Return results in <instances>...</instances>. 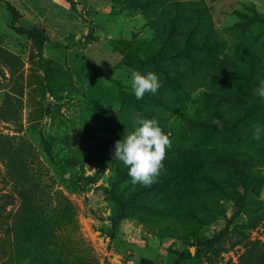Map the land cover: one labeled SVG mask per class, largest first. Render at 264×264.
Instances as JSON below:
<instances>
[{
  "label": "rangeland",
  "instance_id": "1",
  "mask_svg": "<svg viewBox=\"0 0 264 264\" xmlns=\"http://www.w3.org/2000/svg\"><path fill=\"white\" fill-rule=\"evenodd\" d=\"M223 62L264 79V0H0V264H264V108L233 136L198 125L252 104ZM129 69L157 93L137 100ZM138 115L184 178L134 185L114 160Z\"/></svg>",
  "mask_w": 264,
  "mask_h": 264
},
{
  "label": "clouds",
  "instance_id": "2",
  "mask_svg": "<svg viewBox=\"0 0 264 264\" xmlns=\"http://www.w3.org/2000/svg\"><path fill=\"white\" fill-rule=\"evenodd\" d=\"M131 76L128 83L137 100L143 99L146 93L155 95L161 87L156 73L148 71L142 74L135 69H129ZM253 94L264 99V79L260 80ZM213 124L222 126V121L214 118ZM254 140H260L264 126L253 124ZM170 134L164 132L155 118H142L139 115L134 120V128L126 130L122 139L115 142L114 160H118L128 169L132 184L150 187L157 182V177L163 172V161L167 150L171 149Z\"/></svg>",
  "mask_w": 264,
  "mask_h": 264
},
{
  "label": "trees",
  "instance_id": "3",
  "mask_svg": "<svg viewBox=\"0 0 264 264\" xmlns=\"http://www.w3.org/2000/svg\"><path fill=\"white\" fill-rule=\"evenodd\" d=\"M187 43L190 44V40L188 38ZM199 42H196V44H198ZM207 48V46H205ZM254 57V56H253ZM138 61L140 63H144V62H149L150 64L161 68L162 64H160L161 62H158L156 59L149 57L146 61L145 59H138ZM219 68L222 70V73L220 75L217 76V78L219 79L218 83H222L223 85H227L229 83H235V81L237 80V83L242 84L244 86V91L239 95V97L241 98H245L248 100H251L252 104H250V107H248L241 115H239L237 118H232V119H227V118H219V120L222 121V126L221 127H217L215 124H213V120L212 121H201L200 123H198V125L203 128L204 130H209L211 132H217L218 134L221 135H234L236 134V129H237V125L239 124V122L245 118H250L252 117L254 114H256L258 112L259 109H263L264 108V99H261L259 96L254 95L253 94V89L258 87L257 82H255L253 80V76L254 74L252 73V75L250 77L246 76L245 74H232L230 73V69H229V65L226 62H223L222 64H219ZM239 67L238 66H234V69L237 70ZM216 78V79H217ZM225 97V96H224ZM226 98V97H225ZM263 104L262 107H260ZM190 151L192 155H196L198 154V152L193 149H180L179 153L181 155V159L183 163H188V162H192V164L195 161H191L190 160ZM216 160L220 163H226L229 164L231 166H236V164H238L239 162H241L243 160V158H241L239 156V154L235 153V152H229L227 154H225V156H223V154H218L216 156ZM182 167L179 166H172L169 168L168 172H170L169 176H167L166 179H171L173 177H183L184 178V174L181 171ZM186 171H189V168L185 169ZM192 170V169H191ZM164 175H159L157 177V182L158 181H165L166 179L163 178ZM203 178L207 179L208 181H214L213 176H211L210 174H204L202 176ZM156 182V183H157ZM156 183H154L153 185H156ZM192 210V209H190ZM210 247L211 246V241H206L200 244V248H206V247ZM191 256L188 253H183L181 254L175 264H182L184 261H186L187 259H189ZM144 264H153L152 261L149 260H143Z\"/></svg>",
  "mask_w": 264,
  "mask_h": 264
}]
</instances>
